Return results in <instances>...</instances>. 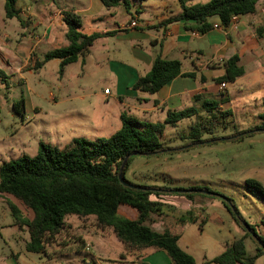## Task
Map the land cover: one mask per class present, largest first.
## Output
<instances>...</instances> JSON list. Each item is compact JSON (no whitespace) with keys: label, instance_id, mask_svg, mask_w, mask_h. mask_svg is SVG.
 I'll return each mask as SVG.
<instances>
[{"label":"rangeland","instance_id":"rangeland-1","mask_svg":"<svg viewBox=\"0 0 264 264\" xmlns=\"http://www.w3.org/2000/svg\"><path fill=\"white\" fill-rule=\"evenodd\" d=\"M203 1L207 3L210 0ZM50 9L52 13L55 12L54 6ZM37 12L39 11L36 10L35 13ZM24 25L32 27V21L27 19ZM87 26L88 24H85L84 27ZM0 31L10 35L12 39L23 33L17 19L6 18L4 0H0ZM3 39L7 42L4 36ZM58 48L53 46L49 49ZM255 58L258 63L247 61L246 77L236 83H228L226 99L231 110L224 106V111L216 114L217 128L213 133H205L202 136V144L192 145L188 133L190 127L198 120L187 119L176 128L166 129L162 141L164 147L170 148V151L154 157H134L125 175L134 185L167 187L171 190L203 188L217 194L218 197L197 196L200 202H197L198 206L194 208H199L202 214L197 223L184 227L177 225L179 217L186 213L181 206L174 207L175 209L172 207L174 210L171 209L167 212L168 217L163 218L167 226L177 227V232L182 236L180 247L193 256L197 264H207L221 255L226 246L241 237L244 232L224 208L220 197L233 200L243 220L241 224L244 227L246 223L254 226L258 235L264 238V199L246 185L247 180L253 179L264 186V129H257L263 125L260 116L264 111V41L255 52ZM37 60L35 55L28 60V65L23 69L24 73L21 76L23 79L11 75L9 87L0 86V166L24 155L36 156L41 142L56 143L55 132L56 129H60L58 124L68 122L57 121L58 117L64 114L74 115V123L83 127L73 126L66 132L73 130L70 135L91 141L112 135L114 130L110 123L114 119V112L139 115L132 108H122L112 98L96 104L91 102L90 98L80 101L72 99L74 94L64 96L63 93H71L70 89H64V84L69 83L73 88L79 86L78 83L92 84L98 81L100 75L90 70L83 71L81 65L65 69L63 76L60 75V67L53 64L41 70H32ZM100 85L102 91L110 89L104 81H101ZM85 86L77 89V94L91 92ZM51 95L57 101H54ZM21 98L25 100L24 119L16 115L13 109L14 102ZM35 108L37 111H34ZM229 111H232L231 116L224 118L221 115L222 112ZM104 112L107 128L99 132L96 128L93 130L97 131L85 128L87 126L85 119L88 115L96 121L101 119ZM166 116L158 112L154 115V120L157 123H164L163 119ZM210 119L209 114L202 112L200 120L204 126ZM241 135H244L243 139L231 140ZM186 203L188 201L185 198ZM4 206L6 208L5 204ZM25 212L33 219L32 213L26 209ZM8 213V217L0 215V264H6L5 255L10 254L5 242L13 245L14 252L20 256L21 264H143L141 260L145 257L141 251H127L113 231L100 228L93 217L69 216L65 229L46 246L44 254L29 253L25 244L27 231L21 230L18 233V229L7 226L13 220L11 211L8 210ZM153 218L155 220L157 217ZM203 219H206V223L201 227ZM245 243L247 256H254L256 243L252 239H247ZM167 259L170 261L169 264H172L168 256ZM165 260L160 256H153L146 264H164ZM254 264H264V258L257 259Z\"/></svg>","mask_w":264,"mask_h":264},{"label":"trees","instance_id":"trees-1","mask_svg":"<svg viewBox=\"0 0 264 264\" xmlns=\"http://www.w3.org/2000/svg\"><path fill=\"white\" fill-rule=\"evenodd\" d=\"M18 1L4 0L5 16L9 20L17 19L21 25H24L20 16L21 11L17 8ZM131 1L101 0L106 9L124 6L128 14H132ZM178 1L181 5V13L163 21L159 27L184 22L186 31L206 34L214 28L210 19L218 17L221 26L227 29L234 18L255 14L260 0H210L207 3H195L197 0ZM63 16L69 45L47 52L42 60L35 62L32 70H41L50 61L59 60L62 76L67 66L76 63L79 59L84 60L97 40L113 37L118 33V31H111L86 35L81 32L82 24L78 16L72 12H65ZM262 34L263 30L259 32V37H262ZM225 66L226 74L215 80L220 85L235 83L245 75V68L240 65L238 55L231 57ZM178 77L196 79L197 75L183 73L180 61L164 60L159 55L150 72L138 79L133 90L155 95ZM10 78L0 68V86L8 88ZM199 99L196 98V100ZM13 109L16 115L24 119L26 115L24 98L14 102ZM203 109V112L211 117L207 123L208 126L207 124L204 126L201 122L200 113L196 108L180 112L169 111L163 124L140 122L134 116L123 113L121 128L108 138H100L96 141L74 139L63 150L41 142L36 156L24 155L19 159L2 163L0 193L13 197L33 215V219L28 220L15 205H10L15 225L20 231L26 227L29 233L30 240L26 243V251L44 254L46 246L65 229L69 216L93 217L100 228L111 229L127 251L146 249L163 251L172 264H197L195 258L179 246L182 236L180 232H177V227L171 230L166 229L164 232H157L152 228L156 220L154 216L163 219L168 217L167 212L175 208L159 201H152L150 198L175 195L193 201L197 196L207 197L202 192L210 190L191 188L186 190L187 193L177 194L167 187L152 188L134 185L126 179L125 175L134 157H154L170 151V148L164 147L162 141L168 125H176L183 120L195 117L198 122L190 127L188 138L192 145L202 144V136L216 130V114L220 113L216 111L218 103L214 101L204 100ZM221 115L225 118L232 113L222 112ZM260 117L263 125L257 129H264V111ZM244 135L231 140L239 141L244 138ZM126 160L122 175L124 182L133 188L124 186L119 179L121 168ZM246 185L264 199V186L260 182L250 179L246 181ZM212 197L218 196L213 193ZM229 202L230 204L222 201V204L243 229L245 235L232 242L221 255L207 264H254L257 259L264 258V238L258 235L254 226L246 223L249 229L247 230L241 224L243 220L233 200L229 199ZM122 205L137 210L138 219L131 221L120 216L118 210ZM199 219L200 213L191 210L179 217L177 225L184 227L187 224L199 222ZM205 223L206 219H203L200 226L203 227ZM247 239H252L255 243L254 239L260 242V244L256 243V253L252 257L247 256L245 243Z\"/></svg>","mask_w":264,"mask_h":264},{"label":"crops","instance_id":"crops-1","mask_svg":"<svg viewBox=\"0 0 264 264\" xmlns=\"http://www.w3.org/2000/svg\"><path fill=\"white\" fill-rule=\"evenodd\" d=\"M195 3L205 2L197 0ZM53 6L55 7V12L52 13L50 8ZM131 6L132 14H128L124 6L106 9L101 0H52L51 2L47 0H19L17 8L21 11V19L24 23L27 19H30L32 27H26L19 22L23 28V33L15 39L0 31V68L9 77L12 75L23 79L21 77L24 73L23 69L28 65V60H30L32 55H35L38 60H42L47 52L54 50L49 48H53V46L59 48L68 46L69 42L66 39L67 27L63 21V14L72 12L80 18L82 24L81 32L83 34H85L84 32L93 34L111 31H118V33L113 37L97 40L84 60L79 59L76 63L65 68L81 65L83 71L87 72L90 70V72L97 73L100 76L98 81L96 80L97 82L92 84L78 83L79 86L74 88L70 87L69 83L64 84V89L71 90V93H63L64 96L69 97L74 94L72 98L74 100L84 101L90 98L91 102L96 104L100 103L101 100L112 98L122 108H132L138 112V116H133L140 122L153 124H158L154 120V115L158 112L167 115L169 111L180 112L196 108L200 116H202L204 100L217 102L218 109L216 111H224V106L230 104L226 99L228 84H226V90L222 91L221 85L216 83L215 80L226 74L225 65L234 55L240 57V65L245 68V75L236 82L246 77V65L248 62L258 63L257 58H255V52L259 49L262 41H264V0L258 2L255 14L234 18L227 29L221 26L218 17L210 19V23L214 28L206 34L186 31L184 22H176L167 27H159V24L163 21L181 13V5L178 0H132ZM35 9L39 12L35 13ZM133 22L136 26L132 25ZM85 24H88V26L84 27ZM190 24L193 25V23ZM261 30H263V34L262 37H259ZM3 36L7 42H4ZM159 55L164 60L180 61L183 73H196V79L178 77L155 95L133 90V86L138 79L150 72L155 59ZM52 64L55 67H60L61 62L53 60L43 68ZM65 72L66 70L64 74ZM101 81H104L110 89L107 88L102 91ZM83 85H86L85 88L91 90V92L77 94L76 90L83 88ZM106 91H109V94H105ZM51 97L54 101H57L52 95ZM197 97L200 99L196 100ZM226 108L231 110L230 106ZM34 111H37V108ZM122 114L119 111L114 112V119L110 123L111 128L114 130L112 135L121 128ZM91 117L88 115L85 119L87 120L86 129L90 128L93 130L96 128L98 131H93L99 132L108 127L105 112L99 120L94 121ZM58 118L57 121L68 120V122L58 124L60 129H56L55 132L57 135L56 143H51V145L63 150L74 139H77L74 135H70L73 130H69V133L66 131L73 126L83 127L74 123V115L64 114ZM166 119L167 116L163 119V122ZM183 121L176 125H168L166 129L169 127L176 128ZM79 132L84 134L82 131ZM94 137L98 138L97 136ZM150 199L173 208L181 206L180 208L186 210V212L192 209L200 211L199 208H194L198 206L197 202H200L197 197L193 201L186 199L188 201L186 204L185 198H174V196H161L160 198L152 196ZM0 203V215L2 216L8 217V210L9 212L11 211V204L15 205L24 217L27 216L22 204L9 195L0 193ZM118 214L131 221H136L139 217L137 210L126 205L119 207ZM200 218H202L201 213ZM27 219L32 220L30 217ZM7 226L18 229V233L20 232V229L15 225L14 218L12 223ZM152 228L157 232L172 229V227L165 224L164 219L158 220V218L153 222ZM22 230L26 232L27 228L24 227ZM26 233L25 244L30 240L28 231ZM244 235L245 232H242L241 237L235 240L242 238ZM180 241L181 239L179 243ZM5 245L10 250V254L5 255L6 264H21L19 263L20 256L14 252L13 245L8 242H5ZM151 250L141 251L145 257L141 260L143 264L150 262L153 256L165 258L164 264L170 263L165 252L156 250L151 252Z\"/></svg>","mask_w":264,"mask_h":264},{"label":"water","instance_id":"water-1","mask_svg":"<svg viewBox=\"0 0 264 264\" xmlns=\"http://www.w3.org/2000/svg\"><path fill=\"white\" fill-rule=\"evenodd\" d=\"M127 160H128V158H127ZM127 160L124 162V165H123L122 168H121L119 179H120V182H121L124 186H126V187H130V188H133V186H130L129 184H127V183L124 182L123 175H122ZM172 192H173V193H177V194H184V193H187L188 191H186V190H179V189H178V190H173ZM202 193L205 194V195H207V196H212V195H213L212 193L207 192V191L202 192ZM220 198H221L223 201H225V202H227L228 204H230V202H229V200H228L227 198H225V197H220ZM245 226H246V229L249 230L246 224H245Z\"/></svg>","mask_w":264,"mask_h":264},{"label":"built area","instance_id":"built-area-1","mask_svg":"<svg viewBox=\"0 0 264 264\" xmlns=\"http://www.w3.org/2000/svg\"><path fill=\"white\" fill-rule=\"evenodd\" d=\"M133 26H136V24L133 22ZM221 90L225 91L226 90V84H221ZM105 94H109V91H106Z\"/></svg>","mask_w":264,"mask_h":264}]
</instances>
